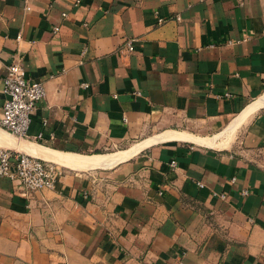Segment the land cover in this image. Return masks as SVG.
<instances>
[{
    "label": "crops",
    "instance_id": "0c3cea01",
    "mask_svg": "<svg viewBox=\"0 0 264 264\" xmlns=\"http://www.w3.org/2000/svg\"><path fill=\"white\" fill-rule=\"evenodd\" d=\"M15 60L45 98L0 148L63 173L0 178V264H264V108L226 133L264 94V0H0V114Z\"/></svg>",
    "mask_w": 264,
    "mask_h": 264
},
{
    "label": "built area",
    "instance_id": "2783aa9c",
    "mask_svg": "<svg viewBox=\"0 0 264 264\" xmlns=\"http://www.w3.org/2000/svg\"><path fill=\"white\" fill-rule=\"evenodd\" d=\"M80 2L81 0H74V6H78ZM25 10H29V8L25 7ZM176 21H180V17H176ZM163 22L162 19L158 20V24ZM57 31L58 29L54 28L53 32L56 33ZM119 51L133 52L132 40H126ZM85 53L86 49L82 51V55ZM82 87L87 86L84 84ZM3 94L4 102L0 114V128L15 138H28L31 115L39 102L45 98L42 82L30 79L21 64L15 60L6 68V75L3 79ZM135 95H139V93L136 92ZM226 97H228L227 94ZM174 166L175 162L172 161L171 167ZM62 173V168L56 164L34 156L0 148V178H8L14 182L22 196L43 190H51ZM198 185L201 186V184ZM243 194L247 195L248 191L243 190ZM219 197L225 198L224 195H219ZM173 264L182 263L178 260Z\"/></svg>",
    "mask_w": 264,
    "mask_h": 264
},
{
    "label": "bare ground",
    "instance_id": "6f19581e",
    "mask_svg": "<svg viewBox=\"0 0 264 264\" xmlns=\"http://www.w3.org/2000/svg\"><path fill=\"white\" fill-rule=\"evenodd\" d=\"M261 108H264V94L262 96H260L257 100H255L253 103H251L250 105H248L244 109V111L240 114V116L237 117V119L230 125L229 129L226 130V133L229 132V131L230 132L233 131L234 128L236 126H239L241 123H243L247 119V117L249 115L255 113L257 110H259ZM175 136H174V138H175ZM177 137L178 136H176V138ZM179 137H181V138H190V137H185V136H179ZM195 141L198 142V143H200V144L207 145V146H212L213 145V141L210 140V139H195ZM142 146L143 145H135V146H132L131 148H129L128 150H126V151H122V152L115 153V154H107V155H104V156H98V157H93V158L79 157L78 155L77 156H73V155H59L58 156V154H55V153H54L55 155H53V156L54 157L57 156L58 159H60V161H59L60 163L66 164L68 166L79 167V166H88V165H91L94 168V166H98L104 160H109V159L112 160V159H115L116 161H125L126 159H128L131 156H133L134 154H136L140 149H142L141 148ZM33 153H34V151H33ZM45 153H46V151H42V154H45ZM47 159H49V158H47ZM91 166H89V168H91Z\"/></svg>",
    "mask_w": 264,
    "mask_h": 264
}]
</instances>
